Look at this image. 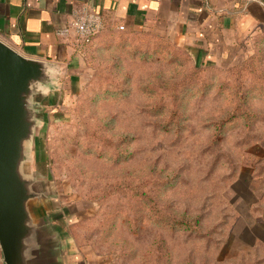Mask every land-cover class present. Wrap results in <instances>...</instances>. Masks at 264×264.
Masks as SVG:
<instances>
[{"label": "rangeland", "instance_id": "374dc122", "mask_svg": "<svg viewBox=\"0 0 264 264\" xmlns=\"http://www.w3.org/2000/svg\"><path fill=\"white\" fill-rule=\"evenodd\" d=\"M156 35L103 28L40 99L39 216L93 264H264V93Z\"/></svg>", "mask_w": 264, "mask_h": 264}, {"label": "crops", "instance_id": "0c3cea01", "mask_svg": "<svg viewBox=\"0 0 264 264\" xmlns=\"http://www.w3.org/2000/svg\"><path fill=\"white\" fill-rule=\"evenodd\" d=\"M82 7L98 12L105 29L122 25L162 34L200 66L237 65L264 51V0H0V40L26 57L54 63L59 72L75 71L85 47L58 31ZM68 240L64 250L58 239L62 264H93Z\"/></svg>", "mask_w": 264, "mask_h": 264}, {"label": "water", "instance_id": "95a60500", "mask_svg": "<svg viewBox=\"0 0 264 264\" xmlns=\"http://www.w3.org/2000/svg\"><path fill=\"white\" fill-rule=\"evenodd\" d=\"M49 61L0 40V251L4 264H62L57 232L38 209L48 190L30 167L40 127L38 103L58 80Z\"/></svg>", "mask_w": 264, "mask_h": 264}, {"label": "built area", "instance_id": "2783aa9c", "mask_svg": "<svg viewBox=\"0 0 264 264\" xmlns=\"http://www.w3.org/2000/svg\"><path fill=\"white\" fill-rule=\"evenodd\" d=\"M103 27V18L98 12L82 7L73 13L70 21L58 31V34L64 37L72 34L77 39L78 45L86 47ZM119 28L124 27L121 25Z\"/></svg>", "mask_w": 264, "mask_h": 264}, {"label": "trees", "instance_id": "16d2710c", "mask_svg": "<svg viewBox=\"0 0 264 264\" xmlns=\"http://www.w3.org/2000/svg\"><path fill=\"white\" fill-rule=\"evenodd\" d=\"M126 31H131V30H126ZM155 38H158L159 40L166 42L167 43L166 45L170 46L171 42L167 39V37L156 35ZM92 42L89 45H91ZM89 45H87L86 47H88ZM263 65H264V51L260 50L258 52L253 53L252 55L247 56L241 63L231 66V68L230 67L229 68L241 72L244 76H248L251 78L252 81H255L252 83V86H256V89L258 90L257 94L259 95L260 91H263L264 93ZM40 173L42 172L40 171Z\"/></svg>", "mask_w": 264, "mask_h": 264}]
</instances>
